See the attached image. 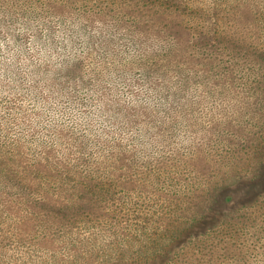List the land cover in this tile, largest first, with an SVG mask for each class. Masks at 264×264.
<instances>
[{"label": "rangeland", "instance_id": "1", "mask_svg": "<svg viewBox=\"0 0 264 264\" xmlns=\"http://www.w3.org/2000/svg\"><path fill=\"white\" fill-rule=\"evenodd\" d=\"M195 1L198 7L206 8L202 14L206 17V25L209 23L204 30L198 29L201 34L209 35V28L213 23V64L211 67L207 66L209 64L204 65L205 61L200 57L203 50L198 51L192 45L187 47V56L199 59L190 67L192 85L195 86L192 91H197L191 93V96L197 99L203 95L204 98L213 100L201 107L200 111H152L149 123L144 125L149 130L147 135L151 142L123 143L127 153L134 154L123 161L132 166L137 164L139 170L133 176L139 184H147L148 191L143 190L142 194L137 189L134 193L141 194L142 199L148 202L156 201L155 205L147 203L146 206H132V201L124 202L119 206H123L125 210L133 209L134 216L122 219V216L111 211L115 205L108 204L105 207L110 211L108 219L95 221L90 218V214L85 213V220L56 224L49 220V213L45 215L44 212L34 211L35 206L30 205L38 203L39 195L20 197L18 189L13 187L18 179L15 173L16 182L7 190L0 189V264L137 263L141 259L136 256V249L148 241L147 237L151 236L150 226L152 228L155 225L154 222L150 225L149 221L148 226H141L148 221L136 219L143 209H147L150 215L155 208L160 212L161 204L165 200H170L165 201L169 207L178 208L191 205L186 199L197 202L199 198L208 197L213 199V219L218 220L223 216L225 220H233L232 224H235L230 229V240L226 242L228 246L223 249L222 244L218 243L214 248V259L218 261L216 263L264 264V0ZM251 8L259 9L255 19L252 18ZM17 15L20 19L0 27V80L8 77L1 66L15 64V57L18 56L16 53L19 54L20 63L27 69L30 79H24L25 88L13 97L15 109L6 107L11 94L0 83V123H3L0 128V145L15 146L19 141H25L27 156L32 158L33 148L35 143L41 141L40 138L33 140L30 138L31 133L24 132L22 125L8 123L7 114L9 111H25L30 122L40 128L53 125L51 117L45 118L44 123L36 118V112L44 108L39 106L28 89L35 83L42 86L36 77V68L46 61L49 54L44 51L45 46L37 37L39 27L31 26L26 29L21 20L25 17L24 12L20 10ZM109 21L113 23V19ZM99 24H94L95 29ZM229 28L234 32L235 39H242L241 48L231 49L220 42L217 35H226ZM63 39L62 35L56 40L61 43ZM125 41L129 43V37L123 35L118 43ZM116 47L115 59H107V64L114 63L119 66L130 62L136 69L147 67L148 63L142 61L141 57L129 60L133 52L137 54L134 49L124 52V45L118 44ZM78 50L83 51L81 48ZM87 50L84 49V55L88 56L85 57L84 72L93 69L100 59L98 52L90 51L88 54ZM62 60L61 57L52 59V66H58ZM135 77L140 76L135 74ZM86 90L84 86L65 88L64 96L61 99L50 96L46 107L75 113L92 110L95 105L80 106L70 103L73 98H81ZM120 90L118 103H135L132 99L133 93L127 87ZM139 92L136 96L138 100L143 95L149 99L150 91L141 89ZM209 108L213 111H208ZM73 112H57L55 115L63 116V125L72 129L71 133L75 137L84 138V131L89 127L84 122L79 128H74V116H69ZM94 121L97 123L94 127L110 129L109 124ZM135 127L140 129L139 126ZM139 133L136 128L131 131L118 129L108 137L119 135L118 138L123 136L126 139ZM50 136L53 135H46L44 144L47 146H52ZM62 144L58 142L56 146L59 149L58 155H61L59 147ZM78 148L79 146L76 151L80 153ZM143 149H148L150 156L143 154ZM84 151L92 164L98 162L103 166L113 160L111 149L107 150L100 145L93 150L87 148ZM147 161L151 164L149 170L145 166ZM16 164L17 162L16 168L22 169V174L18 173L19 177H25L28 173L35 182L38 181L42 189L58 196L57 190L49 189L54 182L50 174L45 171H42L43 174L26 170L23 162ZM46 164L53 168L51 161ZM117 166H120L119 160ZM69 185L71 189L74 188L72 180ZM69 199L81 201V195L74 192ZM161 199L163 200L160 201ZM3 201L8 205L5 206ZM224 211L226 212L221 215ZM243 213L244 221L238 220ZM32 215H38L37 220L29 224L24 218ZM220 220L221 227H226L222 217ZM206 227L197 229L195 226L192 229L195 232L193 238L199 237L208 242L190 250L198 252L202 259H207V249L213 255V228L205 230Z\"/></svg>", "mask_w": 264, "mask_h": 264}, {"label": "trees", "instance_id": "2", "mask_svg": "<svg viewBox=\"0 0 264 264\" xmlns=\"http://www.w3.org/2000/svg\"><path fill=\"white\" fill-rule=\"evenodd\" d=\"M195 2V0H65L64 2L0 0V27L20 19L17 12L22 10L25 17L21 20L25 28L37 26L40 29L37 37L45 46L44 51L49 55L46 61L36 68V77L42 86L39 87L35 83L28 89L37 99L39 106L44 108L35 115L40 123H44L45 118L51 117L53 120L51 127L40 128L30 122L25 111L8 112V123L22 125L24 132L31 133L30 138L33 140L40 138L41 141L35 143L32 158L27 156L25 141H19L15 146L0 145V189H9L16 182V173L18 179L13 187L18 189L17 193L20 197L30 194L39 195L37 201L39 204L30 205L35 206L34 211L44 212L45 215L49 213V220L56 224L85 220L83 216L85 213L90 214V218L95 221L108 219L110 211L109 208H105L108 204L115 205L111 211L122 216V219H130L131 215L134 216L133 209L125 210L123 206H119L124 202L132 201L130 203L132 206L139 204L146 206L147 203L155 205L156 201L148 202L139 194H143V190L148 191L147 184H139L133 176L139 170L137 164L132 166L123 161L134 156L132 152L127 153L123 143L151 142L147 135L149 130L145 129L144 125L149 123L152 111L164 113L200 111L201 107L213 100L206 99L203 95L194 99L191 94L197 91H192L195 86L192 85L190 67L199 59L189 58L186 53L187 47L192 45L196 46L198 51L203 50L205 53L202 52L200 57L204 59V65L209 64L207 66L211 67L213 64V23L209 28L210 34L202 35L198 29L204 30L209 26V23L206 25L204 13L202 14L206 8L198 7V3ZM250 12L255 19L259 9L251 8ZM111 19L113 23H110ZM95 23H100L97 29ZM59 25L62 27L60 28ZM227 31L226 35H217L220 42L231 49L241 48L242 39H235L234 32L230 28ZM62 35L64 39L59 43L56 39ZM123 35L129 37V43L126 41L118 43ZM118 44L124 45V52L134 49L137 54L133 52L129 60L141 57L142 61L148 63L147 67L136 69L130 62L119 66H115L114 63L107 64V59H115ZM78 48L83 51H79ZM84 49H88L86 51L88 54L90 51L100 54L99 63L87 72L83 70L85 57H88L84 55ZM16 55L18 56L15 57V64L1 66L4 71L6 70L8 77L0 80V83L4 84L1 87L3 86V89L11 94L6 106L11 109H15L13 97L25 88L24 79H30L27 69L20 63L19 54ZM59 57L63 58L62 62L58 66H52L51 60ZM135 74L140 77H135ZM81 86L86 87V92L82 93L79 99L73 98L70 103L80 106L95 105L92 110L75 113L55 111L53 107H46L50 96L61 99L65 88ZM122 87H127L133 93L132 99L135 103H118ZM141 89L150 91L149 99L145 98V95L137 99V92ZM208 111L213 110L209 108ZM57 112H73L69 116H74L72 123L74 128H79L85 122L89 128L85 129L84 138L75 137L71 133L72 129L63 125V116L55 115ZM94 120L109 124L110 129L94 127L93 125L97 124ZM2 125L3 123H0V128ZM135 126H139L140 129ZM6 128L8 130V127ZM135 128L140 132L138 135L126 139L123 136L118 138L119 135L108 137L118 129L131 131ZM47 134L53 135L49 140L52 146L44 144ZM58 142L63 143L59 147L61 155H58L59 149L56 147ZM99 145L107 150L111 149L113 158L111 163L102 166L98 162L93 164L89 162L84 150L87 148L93 150ZM77 146L80 153L76 151ZM143 154L150 156L148 149H143ZM50 161L54 164L53 168L46 164ZM15 162L16 165L20 162L25 163L26 170H35L38 173L45 171L50 174L54 182L49 189L57 190L58 196L42 189L38 181L35 182L28 173L25 177L22 175L19 177L18 173L22 174V169L16 168ZM145 166L149 170L150 162L147 161ZM70 180L73 181V189L69 185ZM137 189L139 193H134ZM74 192L81 195V201L69 199ZM186 200L191 202L189 207H178V205V208L169 207L165 201L170 200H165L161 204L160 212L155 208L149 215L148 210L143 209L136 219L148 220L146 224L141 225L142 227L148 226L149 221H151L150 225L155 223L152 228L149 225L151 236H148V241L136 249L138 254L136 256L141 259L140 261L122 264H217L218 261L214 259L216 256L214 248L218 243L222 244L223 249L228 246L226 242L230 240V229L235 224H232L233 220H225L220 216L226 223V227L222 228L220 217L218 220L213 219L211 197L199 198L197 202ZM3 204L8 205L5 201ZM152 214L155 216L151 217ZM37 216H28L24 220L33 224ZM243 219L244 213L238 220ZM195 226L198 227L197 229L207 226L205 230L213 228L211 234L214 239L213 255L207 249V259H202L198 252H190L193 247L208 243L206 239L193 238L195 232L192 229ZM25 235L28 233L25 232Z\"/></svg>", "mask_w": 264, "mask_h": 264}]
</instances>
